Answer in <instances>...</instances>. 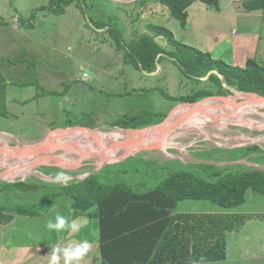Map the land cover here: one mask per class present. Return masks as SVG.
Instances as JSON below:
<instances>
[{
	"label": "rangeland",
	"instance_id": "obj_1",
	"mask_svg": "<svg viewBox=\"0 0 264 264\" xmlns=\"http://www.w3.org/2000/svg\"><path fill=\"white\" fill-rule=\"evenodd\" d=\"M241 1L222 0L218 9L194 2L187 9V25L183 29L157 0H75L62 14L52 11L50 0H0L1 145L9 147L7 150L18 149L14 147L31 145L48 133L56 134L66 128H97L94 132L108 133L118 130L111 126L112 121L139 113L148 114L146 120L151 126L178 106L177 97L218 92L216 82L196 81L167 58L160 60L155 73L142 72L133 62L124 60V49H118L119 45L106 28L116 30L125 45H129L143 34H152L147 25L162 26L172 32L175 40L202 52L209 50L213 58L229 65L242 66L252 58L264 66V10L236 16L235 10L244 12ZM104 25L106 28H101ZM158 41L161 48L174 50L164 38ZM84 73L88 80L83 78ZM234 100L239 103L249 99L233 95L231 101ZM206 102L210 104L209 111L224 108L225 104L220 100ZM259 113L264 115V110ZM184 115L187 114L181 116ZM246 116L256 125L264 124L262 115ZM226 121L202 126L207 135L185 127L175 130L164 143H154L150 149L126 159L156 162L163 169L157 173L160 176L187 163H212L219 168L242 164L264 169V164H254L249 158L235 159L228 151L249 145H258L264 150V129H248ZM103 142L98 139L93 144ZM64 144L68 145L66 149L57 150L51 156L66 163L77 160L79 154L73 151L76 148H71L76 145L68 140ZM214 147L220 150L215 151ZM0 159V173L19 163L1 157V153ZM97 159L98 156L88 157L77 171L65 173L70 177H85L95 171ZM121 159H112L102 168L126 170L120 178L129 183L138 178L135 190L143 191L140 181L152 177L130 170L139 164L136 160ZM56 169L59 168L32 165L15 171L12 181L0 179V211H4L1 218L6 214L10 217L8 222H0V264H27L40 258L43 250L58 240L66 244L90 240L93 235L95 221L76 214L71 201L48 183H53L60 172ZM148 179L145 184L158 181ZM22 181L39 186L25 189L14 185ZM55 191L57 195L52 193ZM182 208L196 213L221 211L203 200L180 202L177 211ZM230 211L264 213V198L247 191L245 203ZM57 214L76 219L78 224L83 218L84 225L72 234L49 231L46 225ZM251 223L236 234L239 238L232 240L242 245L237 249L242 252L230 253L231 257L234 254V258L239 257L236 260L240 264H251L242 259L247 255L245 244L249 233H262V228L250 230ZM88 259V264H92L93 256L89 254Z\"/></svg>",
	"mask_w": 264,
	"mask_h": 264
},
{
	"label": "trees",
	"instance_id": "obj_2",
	"mask_svg": "<svg viewBox=\"0 0 264 264\" xmlns=\"http://www.w3.org/2000/svg\"><path fill=\"white\" fill-rule=\"evenodd\" d=\"M50 1L52 11L62 14L65 7L75 0ZM197 1L208 7L219 8L220 0H157L182 28L187 24V9ZM241 2L245 12L264 10V0ZM103 27L106 28L105 25ZM147 27L152 34H143L129 45H125L116 30L106 28L105 31L116 40L118 49H124V60L133 62L146 74L155 73L160 60L167 58L196 81H201L200 78L215 71L217 75L211 74L206 80L216 82L218 94L229 93L223 88L225 85L236 91L264 96V66L255 59H247L242 66L229 65L213 58L209 52H202L175 40L172 32L165 27ZM156 37L164 38L174 50L162 49L155 43ZM218 75L222 77V82ZM210 94L213 93L203 91L177 99L179 104L192 103ZM146 116L148 114L145 113L124 116L112 121L111 126L141 129L152 124L147 122ZM213 150L220 149L214 147ZM228 151L235 155V159L249 158L254 164H264V150L258 145ZM253 154L256 155L252 157ZM129 159L140 164L131 167L132 172L152 177L140 181L139 187L144 188L143 191L135 190L136 179L134 183H129L120 178L126 170L111 166L89 173L83 179H72L66 183L48 182L71 201L76 214L95 221L101 264H200L222 261L227 255L229 235L241 232L252 219L264 221V214L230 211L245 203L247 191L264 198V169L242 164L219 168L212 163H187L176 170L163 171L164 176H160L157 173L162 167L156 162L139 158L126 160ZM108 167H111V171ZM146 179L158 181L145 184ZM14 185L25 189L39 186L35 183L26 185L24 181ZM52 193L58 194L56 191ZM188 200L209 201L221 211L176 212L177 205ZM3 215L4 211H0V222H8L9 215L1 218Z\"/></svg>",
	"mask_w": 264,
	"mask_h": 264
},
{
	"label": "bare ground",
	"instance_id": "obj_3",
	"mask_svg": "<svg viewBox=\"0 0 264 264\" xmlns=\"http://www.w3.org/2000/svg\"><path fill=\"white\" fill-rule=\"evenodd\" d=\"M244 97L246 99H249L248 101H245L246 102L245 108L247 109H243L242 112L233 115V118H231L230 121H233L236 125H241L243 127L247 126L249 128L264 129V124L256 125L254 121L250 120L251 119L250 117L246 116V115H257L258 114L264 117L263 114L259 113L258 106L261 104L259 99L255 96H244ZM261 107H264V105H262ZM208 108H210V104H208V102H205L204 104H201V105H197L196 107H191L189 105H182L175 110L176 114L173 115L172 120L169 122L172 123V122H177V121L189 120L188 122L183 124L180 129L184 127L190 128L191 131H199L200 133L207 135L204 132L202 126H205L207 123H210V122L211 123H223L221 121L224 120L221 117L212 116V115L208 116L207 114H204V115L200 114V112L207 110ZM230 108L227 111H231L232 107ZM221 109H219L218 107V109L217 110L215 109V111L218 113H222L223 111H221ZM182 114H187V115L191 114L194 117L188 118L187 115L179 117V115H182ZM166 125L168 127L170 124L167 123ZM191 128H194V129H191ZM153 131L154 129H151L150 131H145L144 132L145 135L142 139L133 138L132 132H123L120 130H115V131L108 132L102 135L99 132H94V131H91L85 134L63 131V132H59L56 134H52L46 147L44 148L42 147L34 148L33 147L31 149L35 150L37 152L36 154H38L39 152L41 154H44V156H51L53 152L57 150L66 149L68 145L64 144V142L68 140L76 145L75 147H71V148H76V151L79 155L89 154V155L95 156L97 154L98 161L96 162V166H100L101 164L111 161L113 158L117 156H121L122 154L123 155L131 154L134 150H136V148L144 146L146 142L153 143V144L154 143H160V144L164 143L167 137L175 132V131H171L165 134H160L159 139L155 142V140H153L152 137H150L154 133ZM98 139H103L104 142L98 145H94L93 142ZM116 145H122V148L120 150H117L114 148ZM21 152L22 151L19 148L11 149V150L2 149L0 151L1 157L12 158L14 159V162L16 160H18L19 162L17 165L14 164L13 167H9V168L6 167L7 170L2 174L3 179L12 181L14 180L12 177L13 174L17 173L18 171L22 169L28 168L29 166H32V165L37 166V164L40 163L34 156H28V155L26 156V154H22ZM6 161H9V160H6Z\"/></svg>",
	"mask_w": 264,
	"mask_h": 264
},
{
	"label": "water",
	"instance_id": "obj_4",
	"mask_svg": "<svg viewBox=\"0 0 264 264\" xmlns=\"http://www.w3.org/2000/svg\"><path fill=\"white\" fill-rule=\"evenodd\" d=\"M211 74L217 75V73L215 71H211L210 73H208V75L206 77L200 78L199 80L204 81V80L208 79V77ZM218 77H219V79L222 82V80H223L222 77L219 76V75H218ZM223 88L228 90L229 93L228 94H218V93L210 94V95L198 98L192 103L178 104V106L175 107L166 117H164V119L162 121H160V122H158V123H156L154 125H151V126H148V127H145V128H141V129H121V128H118V130L123 131V132H132L133 133V135H132L133 138L142 139L144 137V135H145V133H144L145 131H150L151 129H154V131H153L154 133L150 137H152V139L155 140V142H156L159 139V137H160L159 135L160 134H165L167 132L178 130V129L181 128V126L183 124H185L186 122L189 121V120H187V121L184 120V121H177V122H172V123L169 122V121L172 120L173 115L176 114L175 110L178 107H180L182 105H189L191 107H196L197 105L201 104L204 101L206 102L207 100H220V101L225 102L224 108L221 107V108H223V109H221V111H223V112L222 113H218L215 110L209 111L207 109V110H204V111L200 112V114H202V115L207 114L208 116L212 115V116L221 117L222 119L227 120L230 123H233V122L230 121L231 118H233V115L242 112L243 109H247V108H245V104H246L245 100H243V101H241L239 103L235 102V100L231 101L232 98H233V95H238V97L241 98V99H242V96H255V97H257L259 99V101L261 103L258 106V109L259 110H261V109L264 110V107H261L262 105H264V96H260L259 94H256V93L236 91V90H234L232 88L226 87L225 85H223ZM230 107H232V110L231 111H227V110H229ZM179 116H181V115H179ZM187 116H188V118H191L193 115H187ZM229 122H227V123H229ZM167 123L170 124L168 127L166 125ZM207 125H215V123H211L210 122V123H207L205 126H207ZM244 127L248 128V129H254V128H249L247 126H244ZM255 129L256 130H262V129H258V128H255ZM94 130H97V128H66L63 131L76 132V133H79V134H85V133H89V132L94 131ZM95 132H98V131H95ZM99 133L101 135L105 134L103 132H99ZM51 134L52 133H50V134L48 133L39 142L33 143L31 145H27V146H17V147H14V148L21 149V151H22L21 153L22 154H26V156L27 155L28 156H34L40 162L37 165L55 167V168H59L61 170H64L66 172H73V171L75 172V171H77V169L80 168L83 165V161L85 159H87L88 157L93 156V155H89V154L79 155L77 160H75V161H73L71 163H66L65 161H62V160H60L58 158H55V157H52V156H44V155L36 154L37 152L35 150L31 149V148H33V147L34 148L35 147H42V148L46 147L48 141L50 140ZM152 144L153 143H147L146 142V144L144 146L136 148V150H134L131 154H127V155H123L122 154L121 156H117L115 158L126 159L127 157L132 156V155H134L135 153H137L139 151L150 149V146ZM6 148H9V147H6L4 145H0V151L2 149H6ZM114 148L117 149V150H120L122 148V145H116ZM69 151H71V150H69ZM73 151H76V150H73ZM95 156H98V155L96 154ZM115 158H113V159H115ZM108 162H105L101 166H96V169H95V171L93 173L98 172V170H100L104 165L108 164ZM4 172L5 171L0 173V179H3L2 178V174ZM83 178L84 177L74 176V177H71L70 180H72V179H83ZM54 182H57V181H54ZM60 183H64V182H60Z\"/></svg>",
	"mask_w": 264,
	"mask_h": 264
},
{
	"label": "crops",
	"instance_id": "obj_5",
	"mask_svg": "<svg viewBox=\"0 0 264 264\" xmlns=\"http://www.w3.org/2000/svg\"><path fill=\"white\" fill-rule=\"evenodd\" d=\"M221 1L222 0L219 1V7H221ZM243 14H246V12L245 11L241 12V11H236L235 10V15L236 16H241ZM184 28H186V26ZM160 38L161 37L154 38V41H155L156 44H158L157 42H159L158 40ZM162 49H164V48L162 47ZM207 51L209 52V50H207ZM0 131H2V130H0ZM136 179H138V178H136ZM54 181H56V180H54ZM176 212H178V213H196L194 211H191V209H187V208H182L179 211H177V209H176ZM199 213H207V212H199ZM249 214H251V213H249ZM252 214H255V213H252ZM257 214H264V213L258 212ZM249 222H252L251 223L252 224V228L250 230H253L255 227L262 228V230H261L262 233H260V234L259 233L258 234L249 233V236L247 237L248 241L245 244L247 255H246L245 258H242V259L247 260L251 264H264V221H260V220H257V219H252ZM238 236L239 235L231 234V235H229L227 237L228 249H227V255H226L225 260L217 261V263L216 262H207V263H200V264H240L236 260L239 257L234 258V256L236 254H234V256H232V257H231V254H230L232 252L233 253L242 252V251H237V249L240 248L242 245L237 244V243L234 244L232 242L233 238H235V239L239 238ZM96 237H97V229L93 232V235H91V237H90V239L93 242V249H92L90 255L93 256V260H94L92 264H101L100 255H99V246H98V242H97V238ZM65 245H67V243ZM49 252H50V246L46 247L43 250V254H42V256L40 258L37 257L34 261L29 262L27 264H48V259H47L46 255H48ZM228 261H230V262H228ZM26 262H27V260H26ZM88 263H89V259L86 258V260L84 261V264H88Z\"/></svg>",
	"mask_w": 264,
	"mask_h": 264
},
{
	"label": "clouds",
	"instance_id": "obj_6",
	"mask_svg": "<svg viewBox=\"0 0 264 264\" xmlns=\"http://www.w3.org/2000/svg\"><path fill=\"white\" fill-rule=\"evenodd\" d=\"M71 177L64 172H58L55 176L57 182L66 183ZM84 225L83 218L78 224L76 219H69L64 215L57 214L54 221L49 220L46 227L49 231L57 234L67 231L69 234L80 231ZM50 245V252L46 255L48 264H84L93 249V242L88 239L72 241L65 245L58 240L55 244Z\"/></svg>",
	"mask_w": 264,
	"mask_h": 264
},
{
	"label": "built area",
	"instance_id": "obj_7",
	"mask_svg": "<svg viewBox=\"0 0 264 264\" xmlns=\"http://www.w3.org/2000/svg\"><path fill=\"white\" fill-rule=\"evenodd\" d=\"M83 78L87 80L89 79L86 73L83 74Z\"/></svg>",
	"mask_w": 264,
	"mask_h": 264
}]
</instances>
